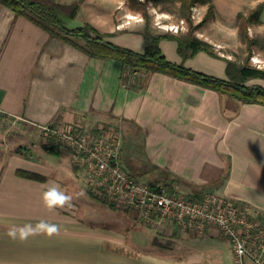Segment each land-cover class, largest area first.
Instances as JSON below:
<instances>
[{"label": "crops", "instance_id": "obj_1", "mask_svg": "<svg viewBox=\"0 0 264 264\" xmlns=\"http://www.w3.org/2000/svg\"><path fill=\"white\" fill-rule=\"evenodd\" d=\"M211 1V23L224 31L234 28L241 9L263 0ZM260 21L255 30L264 28V6ZM126 23H111L100 31L107 34L103 39L142 52V36L131 29L130 20ZM159 47L174 63L226 78L222 58L199 51L184 60L171 39L160 40ZM120 71L119 60L90 57L0 4V264H234L230 244L218 243L213 227L186 236L172 224L154 229L140 219L128 239L125 229L88 223V213L77 214L75 170L66 147L60 146V155L42 149L30 155L21 145L7 152L1 142L6 118L36 129L47 123L90 128L127 122L141 129L150 164L177 176L181 186L264 210L263 104L242 103L158 72L145 88L135 90L119 84ZM246 84L264 87V79ZM53 183L73 196L70 205L51 210L43 205L41 192ZM39 220L60 225L59 234L30 236L23 242L6 235L9 227Z\"/></svg>", "mask_w": 264, "mask_h": 264}, {"label": "trees", "instance_id": "obj_2", "mask_svg": "<svg viewBox=\"0 0 264 264\" xmlns=\"http://www.w3.org/2000/svg\"><path fill=\"white\" fill-rule=\"evenodd\" d=\"M129 8L135 12L142 11L144 25L137 30L144 41V50L137 52L128 47L120 46L103 39L106 34L100 33L90 23L70 27L80 9L83 0H71L69 3L62 0H0V4L11 9L16 16L23 17L38 27L45 30L50 37L58 38L90 57L100 59H117L121 62L119 84L135 90H140L148 85L150 76L154 72L166 74L176 79L194 83L205 88L215 90L220 95H227L242 103H259L264 105V87L261 85H248L246 82L252 78L264 79V67L251 64L249 58L254 48L264 53V36L254 37L249 34L251 25L260 24V14L264 0L259 1L251 8L241 9L235 16V25L240 41L244 44L245 56L243 58L220 56L214 46L208 41L198 37L195 29L214 14V5L211 0H125ZM161 4L163 9L174 14L177 19H184L187 30L182 33L171 31H152L150 29V16L148 2ZM196 5H206V15L198 24L191 18L192 8ZM162 39H171L177 42V52L182 59L193 57L199 51L222 58L226 61V78L217 77L185 66L183 63H174L162 53L159 42ZM107 128L109 126L105 125ZM141 135L142 145L144 140L142 131L136 128ZM43 149L52 155H60L61 149L53 140L43 144ZM122 149V147H121ZM161 172L158 180H151L152 186L162 185L167 192L178 190L192 198H197L201 190L176 189V185L183 184L177 176L154 166ZM17 174L29 178L42 180L43 176L16 171ZM184 185V184H183ZM209 190H213L209 187Z\"/></svg>", "mask_w": 264, "mask_h": 264}, {"label": "built area", "instance_id": "obj_3", "mask_svg": "<svg viewBox=\"0 0 264 264\" xmlns=\"http://www.w3.org/2000/svg\"><path fill=\"white\" fill-rule=\"evenodd\" d=\"M183 27L181 21L170 24L168 29L176 33ZM37 127L44 138L66 147L73 162L83 167L87 189L94 198L116 208L133 209L154 229L169 223L203 234L215 227L229 240L235 264H245V259L264 264L263 209L238 204L217 192L205 191L192 198L133 178L120 163V135L104 125L88 128L47 123Z\"/></svg>", "mask_w": 264, "mask_h": 264}, {"label": "rangeland", "instance_id": "obj_4", "mask_svg": "<svg viewBox=\"0 0 264 264\" xmlns=\"http://www.w3.org/2000/svg\"><path fill=\"white\" fill-rule=\"evenodd\" d=\"M62 1L69 3L71 0ZM84 1L85 0H83L80 6L77 16L70 21L68 26L76 27L81 26L85 23H90L100 32L113 22L116 23L117 26L118 22L124 25L127 24V20H130L132 23L128 25H130L131 29L135 31L142 29L144 25V17L142 11L135 12L131 10L125 0L122 3L115 4H113L112 1L110 2L109 0H93L89 1L90 3L88 2L86 4H83ZM194 7L195 11L194 13L192 11L191 18L194 24H198L205 17L207 6L196 5ZM147 9L150 16L149 25L152 31H171L168 29L169 25L181 24V21H183L184 27L176 33H182L187 30V24L184 19H177L174 14H171L164 10L161 4H154L152 1H149ZM214 16L215 14L210 17H206L207 19H205V21L195 29V34L199 37H202L203 35L211 36L214 40L221 41L220 46H215L214 44H212L215 51L220 56H227L228 58H243L245 56L244 44L238 37L235 21L233 24L234 28L226 29L224 31H218L211 23L212 20H215ZM159 22L165 23L167 25ZM123 25H121L120 28H122ZM249 34L258 38L263 37L264 28H261V30H255L253 25H251L249 28ZM249 62L255 66L264 67V53L259 49L254 48L252 55L249 58ZM3 122L5 127L4 130L6 131V133L4 134V140L1 139V142L7 145V152H10V148L16 149L20 145L30 155H36L37 152L41 149L45 151L42 146L45 142H48V139L44 138L40 134L38 129L33 126L23 125L18 122L14 123L9 118H6V120H4ZM108 122V124L110 125L108 130L110 132H118V134L120 135L122 142V149L120 151V163L128 171V173L133 178L146 182L156 179L158 180L159 178H161V172L157 169H154L153 165L150 164L148 159L145 157L143 150L144 147L141 141L142 137L139 134L138 130L132 124L127 122H122L119 124H116L114 121ZM4 130H1L2 133ZM67 150L63 149L65 153ZM75 164L76 163L74 162L72 164L75 170L74 198L76 200L78 208L80 209V211L78 209L77 214L83 215L84 213L86 215L88 213L87 216L88 218H90L88 223L90 224L98 226L105 225L106 227L114 230L123 231V229H125V233L127 234L128 239L131 236L135 235L136 226L137 224L141 223L140 217L137 212L130 208L128 209L113 207L91 196L87 189L83 167L81 166L80 169V166L78 164ZM176 189L187 191L185 187L179 184L176 185ZM199 190H202V188ZM81 192H83L84 195H79V193ZM212 231L216 233L217 236L215 240L218 243H222L225 246L229 244V240L227 239V237L222 235L217 228L213 227ZM182 232L186 233V236L189 235V231L181 229V233ZM161 240L165 243L171 242L166 238H162ZM244 262L245 264H252L249 259H245Z\"/></svg>", "mask_w": 264, "mask_h": 264}, {"label": "clouds", "instance_id": "obj_5", "mask_svg": "<svg viewBox=\"0 0 264 264\" xmlns=\"http://www.w3.org/2000/svg\"><path fill=\"white\" fill-rule=\"evenodd\" d=\"M251 34V33H250ZM79 195H84L83 192ZM40 199L43 205L48 209L64 208L71 204L73 196L71 194L62 191L59 185L53 183L51 186H47L44 191L41 192ZM60 232V225L51 223L45 220H39L35 225L32 223H25L22 226L9 227L6 235L21 242L27 240L30 236L46 235L48 237L58 235Z\"/></svg>", "mask_w": 264, "mask_h": 264}]
</instances>
